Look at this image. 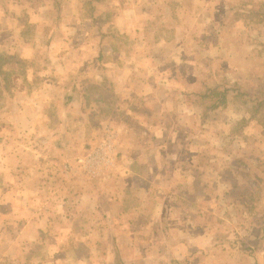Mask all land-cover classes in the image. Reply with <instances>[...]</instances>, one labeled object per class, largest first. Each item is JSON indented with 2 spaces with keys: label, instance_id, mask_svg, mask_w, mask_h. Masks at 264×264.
Here are the masks:
<instances>
[{
  "label": "rangeland",
  "instance_id": "obj_1",
  "mask_svg": "<svg viewBox=\"0 0 264 264\" xmlns=\"http://www.w3.org/2000/svg\"><path fill=\"white\" fill-rule=\"evenodd\" d=\"M0 264H264V0H0Z\"/></svg>",
  "mask_w": 264,
  "mask_h": 264
},
{
  "label": "crops",
  "instance_id": "obj_2",
  "mask_svg": "<svg viewBox=\"0 0 264 264\" xmlns=\"http://www.w3.org/2000/svg\"><path fill=\"white\" fill-rule=\"evenodd\" d=\"M145 62V61H144ZM125 63V62H124ZM150 64V63H149ZM144 66V67H142ZM147 65L142 62H137L135 65H132L134 68V72H128L126 71L124 75H118L117 81H120V83L125 87L124 91L129 94V97H131V100L133 104L136 106V111L134 113L135 119L138 120L139 124L143 123L144 125L146 123V119L150 116L152 113H157L159 114V110H145L147 107H155L156 109V104L155 103V97H160L161 94L165 93L166 91V86L168 83L167 78L165 77L166 72H171L172 66L167 71V67L165 71H162L161 68H159L157 65L154 68L153 71L151 70H146ZM153 66V65H150ZM161 75V78H160ZM113 82H116V79L113 80ZM146 80L150 83V85L146 84ZM158 80V82H156ZM125 83V84H124ZM162 91H161V90ZM165 95V94H163ZM127 96V95H125ZM152 105V106H151ZM156 105V106H155ZM144 109V111H142ZM141 110V111H139ZM162 114L166 115L168 111H161ZM140 113V117H137L136 114ZM155 116V115H154ZM154 118V117H152ZM151 118L149 119V121ZM154 122V121H152ZM158 122V121H157ZM148 127H145L146 130H158V129H163L160 125H155V126H150L147 125ZM131 130V129H130ZM164 130V129H163ZM127 128L125 125L122 126V135L125 137L126 140L123 141V147L124 151L123 154V160L124 162L130 163L134 165V163H137L139 153H137V149L133 147V141L131 139L126 138V133H127ZM134 149V151H133ZM136 154V155H135Z\"/></svg>",
  "mask_w": 264,
  "mask_h": 264
},
{
  "label": "trees",
  "instance_id": "obj_3",
  "mask_svg": "<svg viewBox=\"0 0 264 264\" xmlns=\"http://www.w3.org/2000/svg\"><path fill=\"white\" fill-rule=\"evenodd\" d=\"M215 93H216V90L214 91ZM222 95V94H221ZM260 107H261V104L258 106V108L260 109Z\"/></svg>",
  "mask_w": 264,
  "mask_h": 264
}]
</instances>
